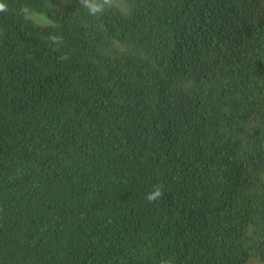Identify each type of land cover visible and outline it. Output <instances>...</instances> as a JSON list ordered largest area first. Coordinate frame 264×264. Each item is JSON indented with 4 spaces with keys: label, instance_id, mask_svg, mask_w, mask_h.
<instances>
[{
    "label": "trees",
    "instance_id": "obj_1",
    "mask_svg": "<svg viewBox=\"0 0 264 264\" xmlns=\"http://www.w3.org/2000/svg\"><path fill=\"white\" fill-rule=\"evenodd\" d=\"M0 4V264H264V0Z\"/></svg>",
    "mask_w": 264,
    "mask_h": 264
},
{
    "label": "clouds",
    "instance_id": "obj_2",
    "mask_svg": "<svg viewBox=\"0 0 264 264\" xmlns=\"http://www.w3.org/2000/svg\"><path fill=\"white\" fill-rule=\"evenodd\" d=\"M111 2V0H103V5H107ZM83 3L85 7L88 8L89 13L92 15H95L101 11H103V5L97 4V3H90L89 0H83ZM4 9V5L0 4V11ZM54 42H59L61 38L59 37H53L52 38ZM162 195V186L157 185L153 192L149 194L147 197L149 202L155 201L157 198H159Z\"/></svg>",
    "mask_w": 264,
    "mask_h": 264
}]
</instances>
